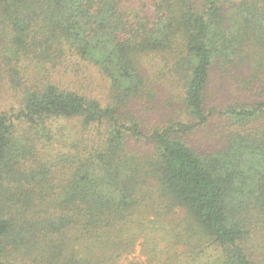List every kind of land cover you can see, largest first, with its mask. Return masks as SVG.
<instances>
[{"label": "trees", "instance_id": "1", "mask_svg": "<svg viewBox=\"0 0 264 264\" xmlns=\"http://www.w3.org/2000/svg\"><path fill=\"white\" fill-rule=\"evenodd\" d=\"M121 1L0 0V264H264V0ZM153 58L187 121L145 132Z\"/></svg>", "mask_w": 264, "mask_h": 264}, {"label": "rangeland", "instance_id": "2", "mask_svg": "<svg viewBox=\"0 0 264 264\" xmlns=\"http://www.w3.org/2000/svg\"><path fill=\"white\" fill-rule=\"evenodd\" d=\"M121 5L128 10L142 12L147 9V7L150 8L149 0H123L121 1ZM5 36L6 29L4 27H0V44L5 43ZM0 55L2 54L0 53ZM165 61L168 64V60L164 59L160 66L153 58V61H146L148 63L145 64L144 75L148 78L150 85L154 84V86H152L155 90L153 96L156 97L157 103L155 106V99L153 97L149 103L143 105V109L137 108L143 121L141 128L145 132H149L158 127L165 128L170 123L175 121H187L184 108L179 100L181 95V83L179 80H176L173 76L168 74L167 67L169 66L165 65ZM9 66L10 63H7V61L0 65V112L9 109L11 105L8 104L11 102L12 95L14 93L10 88V85L6 83V78H8L9 74ZM172 77L175 80H173ZM100 84L101 82L99 81L98 85ZM99 88L101 89L100 86ZM98 93L99 91H96L94 94ZM212 106L215 105L212 104ZM210 120L211 122L206 129H202L200 133L195 135L196 138L194 140H196L198 144L195 145V141L190 140V143L195 147V149L197 148L198 150H201V148L207 149L212 146L220 145V143L224 141L227 134L232 132L230 124L224 120L222 121L220 117H214ZM66 141L67 139L53 141L51 143L53 151L55 153H58L60 150L64 151L67 145L63 144ZM153 219L154 218H151L150 220ZM129 262L151 264L146 261L145 258L140 256L138 247H136L133 252L126 254L123 257L122 264H128Z\"/></svg>", "mask_w": 264, "mask_h": 264}]
</instances>
